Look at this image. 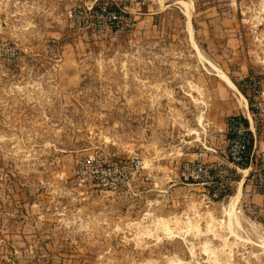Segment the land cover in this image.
Masks as SVG:
<instances>
[{
  "label": "rangeland",
  "instance_id": "1",
  "mask_svg": "<svg viewBox=\"0 0 264 264\" xmlns=\"http://www.w3.org/2000/svg\"><path fill=\"white\" fill-rule=\"evenodd\" d=\"M89 1L0 0V264H264L263 195L244 178L229 220L175 177L223 157L230 116L258 124L264 0H150L115 43L70 27ZM134 153L118 190L92 184L93 160Z\"/></svg>",
  "mask_w": 264,
  "mask_h": 264
},
{
  "label": "built area",
  "instance_id": "2",
  "mask_svg": "<svg viewBox=\"0 0 264 264\" xmlns=\"http://www.w3.org/2000/svg\"><path fill=\"white\" fill-rule=\"evenodd\" d=\"M150 0H91L73 8L68 14L70 27L87 35L94 41L115 43L122 35L129 36L135 30L143 9ZM252 117L258 124L242 116H230L226 127V146L223 157L213 156L205 160L206 149L192 160L178 164L175 177L186 187H201L206 190L209 201L223 202L231 196L236 175L248 171L245 178L253 191L264 196V140L258 141L257 131L264 133V89L257 76L249 77ZM92 184L103 190L114 192L124 185L130 176L129 169L143 170L137 153L129 157L128 163L120 161L93 160ZM172 171H170L171 173Z\"/></svg>",
  "mask_w": 264,
  "mask_h": 264
},
{
  "label": "bare ground",
  "instance_id": "3",
  "mask_svg": "<svg viewBox=\"0 0 264 264\" xmlns=\"http://www.w3.org/2000/svg\"><path fill=\"white\" fill-rule=\"evenodd\" d=\"M221 78H222V80L223 81H225L226 82V84L228 85V87L231 89V90H235L237 93H238V90L236 89V86L231 82V80L228 78V77H226L225 75H221ZM241 96V95H240ZM240 101H241V107H242V109L244 110V111H246V108H247V102H246V100H245V98L243 97V96H241V98H240ZM246 115V114H245ZM247 118H248V120L251 122L252 120H251V118H250V116H249V114H247ZM246 172V171H245ZM242 182H243V180H241L240 182H238L237 183V188H236V191H234L235 193L230 197V199H229V204L227 205L228 207V209H227V211H226V215L229 217V220H233V218L232 217H234V210H236L235 209V206L237 205V203L239 202V199H240V197H241V186H242ZM235 218V217H234ZM232 221H230V223H231ZM235 222H232V224H234ZM232 224H231V226H232ZM237 224V223H236ZM235 226V225H234ZM232 228V227H231ZM236 228H238V227H236ZM227 229H230V227H227ZM230 233H231V231H230ZM239 240V239H238ZM262 246H264V245H262Z\"/></svg>",
  "mask_w": 264,
  "mask_h": 264
},
{
  "label": "crops",
  "instance_id": "4",
  "mask_svg": "<svg viewBox=\"0 0 264 264\" xmlns=\"http://www.w3.org/2000/svg\"><path fill=\"white\" fill-rule=\"evenodd\" d=\"M248 171L246 170V172L243 174V177L245 176V174L247 173ZM243 177H242V180H243ZM243 183V182H242ZM243 188H244V191L245 192H248L249 191V186H247V185H245L244 184V186H243ZM259 195V194H258ZM261 196V195H260Z\"/></svg>",
  "mask_w": 264,
  "mask_h": 264
},
{
  "label": "trees",
  "instance_id": "5",
  "mask_svg": "<svg viewBox=\"0 0 264 264\" xmlns=\"http://www.w3.org/2000/svg\"><path fill=\"white\" fill-rule=\"evenodd\" d=\"M236 86V85H235Z\"/></svg>",
  "mask_w": 264,
  "mask_h": 264
}]
</instances>
